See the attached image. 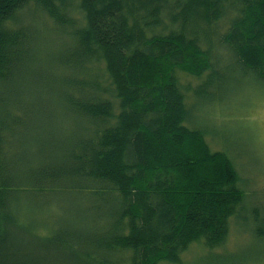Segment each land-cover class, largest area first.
Returning <instances> with one entry per match:
<instances>
[{"label":"trees","instance_id":"obj_1","mask_svg":"<svg viewBox=\"0 0 264 264\" xmlns=\"http://www.w3.org/2000/svg\"><path fill=\"white\" fill-rule=\"evenodd\" d=\"M38 15L49 20L39 30L26 24L39 25ZM45 25L71 42L59 57L45 56V93L81 118L82 132L20 182L9 142L44 80L32 68ZM217 48L228 52L226 65ZM227 64L264 82V0H0V264H25L8 227L27 188L85 196L78 220L45 226V255L112 264L124 252L128 264H180L191 244L221 246L244 194L231 161L191 123L187 96L213 98L206 89L227 78ZM177 73L204 78L190 87ZM257 225L264 241V222Z\"/></svg>","mask_w":264,"mask_h":264},{"label":"rangeland","instance_id":"obj_2","mask_svg":"<svg viewBox=\"0 0 264 264\" xmlns=\"http://www.w3.org/2000/svg\"><path fill=\"white\" fill-rule=\"evenodd\" d=\"M75 14L79 16L78 12ZM36 19L39 25L31 20L25 22L38 30L40 24L49 22L39 15ZM45 30L40 34L45 37L46 45L39 54L40 61L32 68L41 73L44 80L38 81V87L33 85V90L30 89L34 97L28 102L34 108L33 114L25 117L22 127L14 128V137L9 142L11 157L8 160L13 163L15 179L20 182L24 181L23 175L37 174L45 166L46 157L52 155L55 158L61 144H67L68 138L82 132L81 118L57 105L53 93H45V56L57 58L64 46L71 44L59 30L50 31L46 25ZM213 52L219 65L228 63V52L221 48ZM95 68H99L104 76L102 62ZM226 71L224 81L218 85L214 82L206 89L213 98L205 97L206 94L196 96L191 91L187 103L191 123L203 132L211 151L223 153L236 169L240 177L238 187L244 194V207L238 219H230L229 232L221 246L207 249L201 243L191 244L181 254L180 264H264V241L254 235L262 230L256 224L264 222V82L239 69H232L230 73L228 64ZM177 77L181 85L190 87L204 78L180 73ZM102 80L104 86L108 84L106 76ZM108 97L112 101L113 97ZM83 198V192L65 189L47 193L36 188L18 191L15 214L19 218L16 225L8 227L10 247L18 260L25 264H91L82 254L57 252L45 255V235H42L45 226L52 230L65 225L68 220H78L82 214L80 207L86 205ZM75 225L77 227L72 229L80 230L79 224ZM123 254L112 255L111 263L128 264Z\"/></svg>","mask_w":264,"mask_h":264}]
</instances>
